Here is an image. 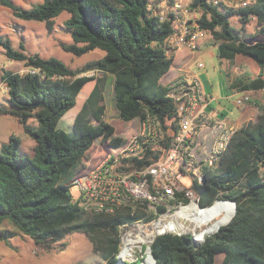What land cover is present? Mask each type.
<instances>
[{
	"label": "trees",
	"instance_id": "obj_1",
	"mask_svg": "<svg viewBox=\"0 0 264 264\" xmlns=\"http://www.w3.org/2000/svg\"><path fill=\"white\" fill-rule=\"evenodd\" d=\"M0 3L21 19L45 22L49 30L54 19L67 12L64 24L74 42L62 47L78 56L97 48L105 51L72 69L57 57L25 53L23 44L16 49L0 33L7 57L28 68L25 72L4 70L1 78L7 85L9 106L0 103V114L16 116L36 142L33 154L26 156L20 155L21 139L15 134L0 147V241L9 242L19 231L50 250L68 234L84 232L103 264H119L122 226L152 221L167 207L158 206L157 212L122 207L88 216L71 186L83 168L102 157L99 145L107 144L114 152L127 141L103 120L109 76L120 119L153 117L166 131H178L176 103L169 95L170 87L161 82L174 60L166 41L176 25L173 19L156 14L149 0H44L31 8L13 0ZM189 8L200 13L198 22L212 33L220 58L234 64L236 55L243 54L259 65L257 75L244 72L232 87L264 89V0L230 10L224 4L191 0ZM234 15L241 28L232 24ZM253 17L258 27L247 33L245 25ZM90 71L102 75H88ZM258 109L256 120L233 132L219 163L205 166L204 181L192 178L189 186L200 207L217 200L235 201V216L198 245L190 232L156 235L151 243L156 264H216L218 253L224 254L222 264H264V104L258 103ZM31 118L36 125L29 123ZM173 141L167 135L160 147L170 150ZM128 161L141 162L136 157ZM190 201L184 191H177L171 203Z\"/></svg>",
	"mask_w": 264,
	"mask_h": 264
},
{
	"label": "rangeland",
	"instance_id": "obj_2",
	"mask_svg": "<svg viewBox=\"0 0 264 264\" xmlns=\"http://www.w3.org/2000/svg\"><path fill=\"white\" fill-rule=\"evenodd\" d=\"M17 5L23 8H31L33 5L43 2L44 0H13ZM180 2L185 8L189 9V4L191 0H153V10L154 9H166V4ZM233 3V8H237L239 5V0H230ZM229 7L230 9H233ZM155 11V10H154ZM192 11V10H190ZM200 17V13L195 11ZM69 17V13L62 12L59 16L54 19L53 29L49 30L45 22L35 21V20H24L14 15L13 11L0 3V33L5 37H9L12 40L13 46L16 49H21V44L24 45V52L27 54H40L44 57H57L64 61L72 69L80 68L86 63L96 60L97 58L103 56L105 51L102 49H95L90 52H87L83 55H75L72 52L65 50L62 47V44H71L73 43V38L70 31L65 27V20ZM232 24L236 28H241V24L238 15H234L231 18ZM257 19H251L248 24L245 25L247 33L254 32L257 29ZM174 48H170L169 51H173ZM195 55L192 58L189 69L192 74L201 73L202 77L199 78L202 80L204 86H207L209 91L213 95L220 97V100L214 102L213 107L217 111H220L221 107L219 102L223 105H228L227 111L229 115L233 117H238L240 115L238 99L244 98L245 95L237 94L231 98L225 96L227 94L226 86H228V75H226V62L228 59L220 58L217 55V46L210 44L205 48L196 49ZM203 62L205 67L200 68L199 64ZM12 70L14 72H25L28 68L25 66L24 62L12 60L7 57L5 49L0 45V103L4 106H9L8 98V89L6 83L2 81V74L4 70ZM88 75H102L98 71H90ZM192 78V77H191ZM113 77L109 76L107 81V87L104 92V101L103 103L106 106V112L103 120L116 128L117 136L127 138V141L116 149L114 152L111 151L107 144L99 145L98 150L102 152V157L90 163L88 167L83 168L77 175L78 177L81 174L86 173L92 167L97 165L104 156L109 153L120 154L123 148L128 144V142L134 137L140 134L144 129V124L138 119H134L131 122L123 121L118 115V110L114 101V88L112 83ZM226 80V81H225ZM90 88V86H88ZM87 93V91L85 92ZM264 98V95H263ZM250 104L254 108L260 103L257 99L254 102L251 101V98L244 104ZM221 104V105H222ZM223 120V119H218ZM94 123H97L96 120H93ZM29 123L36 125L37 121L34 118L29 120ZM157 126V124H154ZM160 129L157 127L152 128V134L159 139L162 135L164 139L159 141L152 150H149L148 147L140 157H138L141 162L134 163L129 161H123L126 164H133V167H145L148 164L152 163L160 154L161 144L165 141L166 136L170 135L169 130H165L163 126L160 125ZM12 134H15L21 139V146L19 149L20 155H32L33 147L35 146V140L28 135L23 128V125L19 119L11 114H0V147L2 143L7 142ZM184 184L190 186L192 179L189 173L184 176ZM71 191L74 194L75 198L78 197L79 187L76 184V181L72 182ZM192 203V202H191ZM190 203V204H191ZM197 203V202H196ZM189 205V204H187ZM167 211L160 214L157 218L152 221H139L133 224H125L121 228V238L123 242L121 243V250L119 264H143L146 263L149 253V246H151L152 239L160 234L156 229L152 231V234L148 241H138L139 238L143 237L142 230H150L151 226L157 221L161 223H173L175 228L172 232L186 233L190 232L194 235L205 229L208 225L203 224L202 226L196 227L195 223L188 221L182 217H175V212L179 210L183 204H174L171 201H168L165 205ZM157 212V210H156ZM86 215H91L86 212ZM182 218V219H180ZM176 219V220H175ZM180 219V220H179ZM184 219V221H183ZM163 220V222H162ZM171 220V221H170ZM175 220V221H174ZM185 223H183V222ZM176 222V223H175ZM137 224V225H136ZM6 226L14 231L17 229L6 223ZM177 228V229H176ZM174 230V231H173ZM215 233V231L213 232ZM212 233V234H213ZM212 234H206L203 243L206 238ZM133 240L135 242L127 244V240ZM198 243V244H201ZM196 244V243H195ZM197 244V245H198ZM129 247L127 256H122V251ZM224 254L218 253L216 255V264H222ZM105 261L102 258L100 252L94 249V245L89 237L84 232H74L68 234L61 242L57 243L53 249H47L42 245H39L34 242V240L19 231L17 235L9 240V242L0 241V264H103ZM148 263V262H147Z\"/></svg>",
	"mask_w": 264,
	"mask_h": 264
},
{
	"label": "built area",
	"instance_id": "obj_3",
	"mask_svg": "<svg viewBox=\"0 0 264 264\" xmlns=\"http://www.w3.org/2000/svg\"><path fill=\"white\" fill-rule=\"evenodd\" d=\"M252 1L239 0L237 5L246 6ZM149 2L152 9L153 0ZM208 2L233 7L230 0ZM165 4L166 9L154 10L163 19H173L176 25V31L167 38L168 48L185 47L194 52L199 41L211 33L210 30L201 27L197 13L180 2ZM199 67L203 68L205 64L201 62ZM169 87V95L176 103L180 120L178 131H170L173 146L170 150L162 147L159 156L145 167L123 163H128L132 157H140L148 147L153 148L164 139L163 135L157 139L151 132L152 128H161L157 119L148 117L141 121L143 131L134 136L120 154H107L97 165L75 178L79 187L77 199L87 213H113L122 207L156 212L158 206L172 201L177 191H184L192 202H197L196 193L184 184V176L189 173L191 179L203 182L205 166L215 167L219 163L234 131L225 121L215 120L207 114L209 98L198 77H179ZM249 99L245 96L238 99V103ZM204 126L208 127L212 139L208 146L200 139Z\"/></svg>",
	"mask_w": 264,
	"mask_h": 264
},
{
	"label": "crops",
	"instance_id": "obj_4",
	"mask_svg": "<svg viewBox=\"0 0 264 264\" xmlns=\"http://www.w3.org/2000/svg\"><path fill=\"white\" fill-rule=\"evenodd\" d=\"M253 19H256V17H253ZM210 44L211 45L214 44L217 46V43L212 36V33H210L206 37H203L199 41L197 49L200 50L202 48L207 47ZM169 52L173 54L174 60L171 69L161 79V82L164 85L169 86L173 81H175V79L179 77L188 78V79L191 77L199 78V75L200 77H202L201 73L192 74L191 70L189 69L190 63L195 55V52H192L185 47H175L172 52L171 51ZM226 67H227L226 75H228L227 76L228 86H226L227 94L225 96H227V98H231L237 94H241V96L243 95L249 96L252 102H254V100L257 99L260 102V104H264V98H263L264 89L239 91L238 89L232 87L234 80L238 76L242 75L244 72H248L252 76L258 74L260 67L252 58L245 56L243 54H237L234 64L230 59H228L226 62ZM201 83L203 84L202 80ZM204 89L209 98V105L206 109L207 114L215 120L223 119V121H225L228 124V126L233 129V131L237 130L240 126H242L243 123L249 120L257 119L259 113L258 106L254 108L252 105L248 103L244 104V106L243 104H238L240 108V115L238 117H233L229 115V112L227 111L228 105L225 106L221 102H219V106L221 107L220 108L221 110L217 111L216 108L213 107V104L217 100H220V97L217 95H213V93L209 91L207 86H204ZM200 135H201L200 139L203 142V144L207 146L210 145L212 139L209 134V129L207 126L202 127L200 131Z\"/></svg>",
	"mask_w": 264,
	"mask_h": 264
},
{
	"label": "bare ground",
	"instance_id": "obj_5",
	"mask_svg": "<svg viewBox=\"0 0 264 264\" xmlns=\"http://www.w3.org/2000/svg\"><path fill=\"white\" fill-rule=\"evenodd\" d=\"M233 212H234V204L232 202H218L215 206L205 209H201L196 202H192L191 204L182 206L179 210H177V212H175V217H182L184 219H187L188 221L195 223L196 227L202 226L203 224H207L208 226L205 229L203 228L202 231H199V233L195 235V239L198 240V242H202L206 234H212L214 231H216L218 226L229 220ZM175 226L171 222L161 223V221L160 222L156 221L151 226L150 230L147 229L142 230L143 237L139 238L138 241L139 240L148 241L154 229H156L157 232H163L166 230H172L175 228ZM126 242L129 245L130 243L132 244V242L135 241L129 239ZM129 249H130L129 247H126L122 251V256H127ZM143 264H153V257L150 251L148 253V258L146 263Z\"/></svg>",
	"mask_w": 264,
	"mask_h": 264
},
{
	"label": "water",
	"instance_id": "obj_6",
	"mask_svg": "<svg viewBox=\"0 0 264 264\" xmlns=\"http://www.w3.org/2000/svg\"><path fill=\"white\" fill-rule=\"evenodd\" d=\"M191 202H192V201H190L188 204H190ZM218 202H232V203L234 204V212H233V214L231 215V217L229 218V220H227L225 223H222L220 226L217 227V229H216L215 232H217V231L220 229V227H221L222 225H226V224H228V223L232 220V218L235 216V214H236V210H237L236 202H235V201H231V200H217V201H215V202L213 203V205H211V206H208V207H200V208H201V209L211 208V207L215 206ZM197 205L199 206V204H197ZM164 232H166V231H163V232H161V233H164ZM161 233H160V234H161ZM158 234H159V233H158ZM155 237H156V236H155ZM155 237L152 239V242L154 241ZM193 240H194V242H195L196 244L201 243V242H198V240L195 239L194 235H193ZM149 250H150L151 255H152V257H153V264H156L155 257H154V255L152 254L151 246H149ZM120 258H121V256H120V253H119V255H118V260H119Z\"/></svg>",
	"mask_w": 264,
	"mask_h": 264
}]
</instances>
